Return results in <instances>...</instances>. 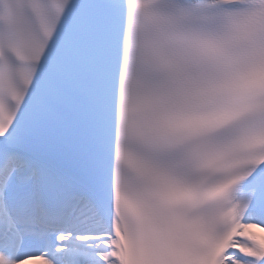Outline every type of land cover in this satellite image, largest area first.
<instances>
[{
  "label": "snow or ice",
  "instance_id": "1",
  "mask_svg": "<svg viewBox=\"0 0 264 264\" xmlns=\"http://www.w3.org/2000/svg\"><path fill=\"white\" fill-rule=\"evenodd\" d=\"M0 264H264V0H0Z\"/></svg>",
  "mask_w": 264,
  "mask_h": 264
}]
</instances>
